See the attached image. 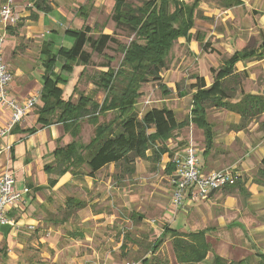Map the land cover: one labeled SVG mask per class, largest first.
I'll use <instances>...</instances> for the list:
<instances>
[{"label":"crops","instance_id":"0c3cea01","mask_svg":"<svg viewBox=\"0 0 264 264\" xmlns=\"http://www.w3.org/2000/svg\"><path fill=\"white\" fill-rule=\"evenodd\" d=\"M49 1L57 2L56 0ZM181 1L188 2L189 0ZM239 1L241 3L239 6H241L243 3L241 0ZM98 4H101V0H95L94 6ZM82 6L85 5L80 7ZM53 10H60L59 15L63 21L66 20L62 9L58 7ZM261 11L263 14L260 22L264 24L263 7ZM13 12L19 21L17 25L6 29L5 42H7V47L3 54H5L4 59L9 67L6 63L5 65L10 72L12 71L16 83L14 86L10 84L9 98L21 102L28 98L33 91L41 88L43 62L46 59L45 49L43 51V48L48 45L51 48L49 50L55 53L65 43V30L69 28H65L61 32L58 28L60 24L53 23L54 20L51 18L50 13H38L33 10L31 0H13ZM80 20L82 19L80 18ZM86 21L82 20V25L79 24L80 28L87 25L88 22L86 23ZM55 25L57 26L55 27ZM204 29L200 24L197 25L195 20L194 27L189 31V38H179L172 48L176 49L178 60H175L169 69L160 74V79L164 81V78H169L167 86L174 93L175 86L181 80L186 79L184 83H188L189 87L195 84V79L191 78L193 73L187 79L184 72L186 68L193 71V60H197V64L194 66L196 75L203 78L206 87H209L214 81L215 73L225 65V61L230 59L237 51L246 49L244 47L249 38L256 35V33H248V36H232L226 42L221 41L220 44L212 45L211 47L214 49H224L228 57L221 63V67L216 72H213V69L209 70L210 77L207 73L208 69H215L217 66L216 63H212L208 67H204L207 66L206 64H201V61H204L208 56L203 51L202 46L208 43L211 35L209 29L206 28V31ZM219 37L221 36H216V38ZM232 44L235 47H232ZM260 48L264 49V42H262ZM248 50H253L256 54L260 53L259 49ZM209 51L211 50L209 49ZM263 56L262 54L260 59L237 62L234 65L232 74L224 81V87L228 94L234 92L231 90L234 89L233 87L226 86L228 80L235 79L232 78L233 76L238 78V83H240L241 77H245L246 84L243 88L238 87L237 97L234 98L229 94L232 97L231 102L235 103L239 100L241 91L251 95H264V89L256 81L260 68L264 71ZM38 61L40 66H38ZM210 61L213 62V60ZM57 62L63 64L62 59L58 58ZM36 68L41 71L37 73ZM25 70H35V72L23 73L22 71ZM82 70L83 67L74 66L67 77L66 84L59 86L63 92H65V87L67 94L72 90V95H76L73 92ZM55 71L58 72V69ZM30 84H32L31 88L28 87ZM147 85L148 83L142 86L141 92ZM92 87L96 89L93 84ZM190 89L192 94L191 109L192 97L197 88L190 87ZM103 98L104 96L98 102H101ZM139 104L140 102L137 106ZM150 108L138 110V117H142ZM209 108H212L213 115L209 117L206 110V121L213 133V140L207 153L204 152L202 131L191 123L179 130L180 133H175V135H179L176 140H182L183 138L189 140L187 145L190 142L193 144L203 173L233 168L241 186L235 188L230 194L225 189L213 192L208 199L195 204L185 202L184 207L179 210L181 223L174 224L175 226L171 228L180 233L206 231L205 238L211 247V252L207 254L202 264L211 263L214 255L213 242L219 245V251L215 252L216 255L223 257L228 262H234L246 256V250L238 248L239 245H242V241H237L239 239L236 238V234L242 236L243 231H247L248 237L246 238L249 239L248 241L257 239L258 243L264 239V225L251 212V208L254 206L264 204V183L257 184L254 182L260 169V160L264 157V140L260 141L262 130H259L258 124L255 123L250 127L236 131L231 127L239 124L240 115L226 110L220 111L214 107ZM168 109H171L177 118L180 111H175L172 108ZM190 109L183 120H178L179 122L189 120ZM7 114L8 112L5 113V115ZM31 115L32 117H30ZM29 118L30 122L26 123ZM36 120L37 115L32 114L31 111L17 124L20 131L35 128L36 131L32 134L16 132L0 137V176L9 173L14 179L16 190L29 189V193L23 195L22 201L8 212V217L13 219L15 223L12 227L4 226L0 228V244L7 247L8 257H15L17 249L19 252L26 247L29 238L25 237H29L35 232L37 238L32 240L31 244L43 246L44 253L41 255V261L47 262V264H110L111 262L117 264L114 257L118 254L122 241L110 246L112 241L104 236V232L105 227L113 225L115 219L119 218L121 223L130 224L132 217L135 216L133 209H131L134 200L132 187L122 185L128 182V179L115 181L112 178L114 172V165L112 164L105 167L108 168L110 173L107 178L99 177V174L105 169L102 168L93 178L85 175L73 176L66 173L61 177L54 178L55 185L49 186V179H53V177L45 173L44 165L52 162L51 154L58 146L70 143L72 138L64 132L62 125L54 124L41 128L37 125ZM4 125L5 118H0V128ZM186 130H190L192 135H196L197 143L191 140ZM83 134L82 128L79 137ZM173 143L175 144V141L169 145L167 142V148H172ZM169 160L168 154H164L161 158L164 165ZM137 166L138 162L135 164L136 169ZM108 196L110 200L105 202ZM67 198L83 201L85 207L64 219L62 209ZM104 202L107 204L106 207L109 206L110 214L107 213L108 210L107 212L103 210ZM164 216L168 217V214L164 213ZM118 229L123 232L121 225ZM118 229H115L117 233ZM231 230L232 233L229 232ZM90 231H93V233ZM117 233L115 232V234ZM128 246L130 247L127 250L129 248L132 251L136 250L134 244H128Z\"/></svg>","mask_w":264,"mask_h":264},{"label":"trees","instance_id":"16d2710c","mask_svg":"<svg viewBox=\"0 0 264 264\" xmlns=\"http://www.w3.org/2000/svg\"><path fill=\"white\" fill-rule=\"evenodd\" d=\"M3 1L5 0H0ZM203 1L205 0H144L140 6H133L127 0H114L111 14L114 26L126 28L133 35L127 45H122L115 39V35L104 34L102 30L94 37V29L83 25L78 30H65V36L73 39L69 48L61 45L55 53L49 50L51 48L48 45L43 48L46 59L43 62L36 123L41 128L62 125L64 132L72 138L70 143L58 146L52 152V162L44 165L46 174L61 177L69 173L93 178L102 168L113 164L112 178L115 181L129 180L135 175L136 161L144 159L145 152L152 151V160H146L154 163L160 162L167 153L172 158L174 153H169L166 145L162 144L190 123L202 131L204 152L207 153L213 140V133L206 121V110L209 107L240 115L239 124L231 127L236 131L242 130L249 119L264 114V95H251L241 91L239 100L233 103L224 87V81L232 74L237 62L260 59L263 54L243 49L225 61V65L215 73L214 81L209 87H206L203 78L191 76L195 79V84L190 87L197 90L192 97L189 120L179 122L175 113L165 107L150 108L138 118L135 105L141 97L140 89L144 84L160 80V74L166 69V60L175 42L179 38H189V31L194 27L197 10ZM217 2L223 8L241 4L239 0ZM31 6L38 13L49 14L53 10L48 0H31ZM88 9L82 6L77 10L79 18L84 22L88 18ZM109 44H114L122 54L118 68L106 67V71L97 72L90 77L96 90L103 92V100L98 102L79 93L76 88L73 93L78 95L77 99L64 100L59 86L66 84L74 66L83 67L79 75L82 78L91 62L92 53L104 54ZM205 46L206 44L202 48ZM85 47H89L91 51H86ZM58 58L63 60V64L57 62ZM109 115L111 117L107 120ZM82 123L93 127V134L87 142H82L79 137ZM35 131V128L20 131L16 125L11 133L29 135ZM158 141L161 142L160 146L155 145ZM55 182V179H49V186H54ZM254 182L264 183V157L260 160V169ZM240 186L238 178L233 186L223 190L226 189L230 194ZM84 207L85 202L67 198L62 209L64 219ZM205 234L204 230L180 233L163 225L161 234L150 244L149 252L155 256L160 246L169 238L174 264H202L211 252ZM251 256L249 252L243 259L228 262L214 254L210 264H264V251L257 250ZM144 263L149 264V261L144 260Z\"/></svg>","mask_w":264,"mask_h":264},{"label":"rangeland","instance_id":"374dc122","mask_svg":"<svg viewBox=\"0 0 264 264\" xmlns=\"http://www.w3.org/2000/svg\"><path fill=\"white\" fill-rule=\"evenodd\" d=\"M56 1L57 2L49 1V3L53 7L52 9L58 7L62 9V11L66 16V20L63 21L62 17L59 15V13L61 12L60 10L51 11L50 16L54 20L53 21L54 24H60L58 25V28L61 32H63L65 28H70V29L80 28V26L82 25V20H80L77 14V10L81 5H85L86 7L89 8L88 19L86 23L88 22L87 25H89L94 29V37L98 35L99 30H103V33L105 34L115 35V39L122 45H127L133 38V35L126 28H116L114 26V22L111 20L114 0H101V4L100 5L98 4L96 6H94L95 0L93 1L56 0ZM127 1L133 6H140L144 0H127ZM191 1L189 0L188 2ZM241 1L243 3L241 6L238 5V7L234 6L231 8H223L219 6L217 0H205L199 5L200 8H198L197 10L198 14L195 18L196 24L197 25L200 24L202 27H204L205 31L206 28L209 29V32L211 34L209 36L208 43L207 44L205 43L206 46L203 48V51L206 52V55L208 56H206L207 58H205L204 61H201L202 62L201 64L203 65L206 64L207 66L204 67H208V65L212 63H216L217 66L215 69L214 68L208 69L207 73L209 74L210 77H211V73H209V70L213 69V72H216L221 67V63H223L228 57L227 53L224 52V49L222 48L214 49L211 46L215 44H220L221 41L226 42L229 39V37L232 36L237 37L239 35L248 36V33L249 34L256 33L255 36H251L249 38V41L246 43L244 48L259 49L260 52H262L264 55V49L260 48L262 42H264V24L260 22L261 16L263 14L261 10L262 7L264 8V0H241ZM201 7H203V9H201ZM56 26L57 25H55V27ZM216 36H221V37L216 38ZM64 42L65 43H63V46L69 48L73 43V39L66 36ZM6 47H7V42L4 41L2 47V60L4 64L6 63V60L4 59L5 54L3 53H5ZM232 47H235L234 44H232ZM15 49L17 50V48ZM117 49L118 48L114 44H109L108 47L104 50L103 52L104 54L97 55L95 53H92L91 62L86 67L85 74L82 76V78H79L78 82L76 83V89L79 93L87 94L88 96L94 98L96 101H100V99L104 96V94L103 92L98 91L92 87V84L90 82L91 80L90 77L97 72L106 71L107 70L106 67H110L114 69L118 68L122 59V54ZM209 49L211 51H209ZM85 50L88 52L91 51L89 47H85ZM176 57H178V54L176 53V49H171L166 60L167 66L165 70L169 69L171 67V64L175 60L176 61L178 60V58ZM210 60H213V62H211ZM37 63L38 66H40L39 61ZM196 64H197V60L195 61L193 60V71L188 70L189 68H186L187 70L184 69L185 75H187V79L192 73L193 75H196V71L194 67L196 66ZM165 70H163L161 73L163 74ZM40 71H41L40 69L36 70L37 73ZM22 72L30 73V72H35V70L32 71L25 70ZM162 80L163 79H160L159 81L149 82L148 85L145 86V89L142 92L140 89L142 98L140 97V99H138L135 105L136 112L138 110L140 111L145 108L148 109L150 107L152 108L168 107V108H172L175 111L176 110L180 111V113L178 112L177 120H183L185 115H187V113L189 112L190 104H191V95H192L188 83H184L186 79L178 82V84L175 86V93L172 91V89H170L167 86V84H169V78H164V81ZM14 81L15 79H13V74H12V79L8 86V92H9L10 84L11 86L16 85ZM256 81L259 83L260 87L264 89V71L261 68L259 70V73H257ZM239 82L240 83H238V78H235L234 80L230 79L226 82L227 87L229 86L234 88L231 89L234 92L232 94L229 93L234 98L237 97L238 95L237 92L238 87L243 88V86L246 84L245 77L243 78L241 77ZM28 87L31 88L32 84L28 85ZM39 90L40 89H37L36 91ZM64 91L65 92H63L62 95L64 100L72 99L74 101L77 99L78 95L77 94L72 95V90L69 92V94H67V89L64 87ZM69 95L72 96L70 97ZM164 99L166 100L163 101ZM139 102L140 104L139 106H137ZM39 105H40V101H38L37 106L32 110V114H36ZM219 110L221 111L224 109H219ZM207 114L209 117L213 115L212 108L207 109ZM30 117H32V115ZM110 117L111 116L109 115L107 117V120ZM27 122H30V118L26 121V123ZM255 123L258 124V129L262 130V137L260 138V141H263L264 114L256 118L249 119L244 128L250 127ZM81 126L83 128L84 134L80 137V140L82 142H87L93 134V127H91L86 123H82ZM194 129L196 130V128ZM186 131H187V135H190L191 140L197 143L198 140L196 135L194 134L192 135L190 130H186ZM177 137H179V135H175L172 139L167 141L168 145L173 141H175V144L173 143L174 145H171L172 148L168 147L169 153L170 152H173L174 154L179 153L182 150H184V148L187 146L188 143L187 141L189 140L183 138L182 140H176ZM167 142H164L162 145H166L167 147ZM189 144L193 146L191 142ZM155 145L160 146L161 142L158 141ZM147 158L152 160L151 150L145 152L144 159H139L136 161L138 162V166L133 178L129 179L128 182L122 184L123 186L129 185L132 187L134 200L131 209H133L135 216L132 217L130 224L121 223V220L117 218L114 220L113 225L111 226L108 225L107 227H105L104 236L112 241L110 242L111 244L110 246H114L116 242L122 241V246L118 249V254H116V256L114 257L117 264L119 263L121 264L126 261L135 262V263L138 262L140 264H148V263H144V260L145 261L148 260L149 264H153V262H156L157 264H174V258H173V253L169 238H167L164 241V244L160 246L155 256H152L150 254L149 248H150V244L153 243V241L161 234V229L163 225L174 227L175 226L174 224L178 225L181 223L180 222L181 217L179 214L180 211L177 212V215L175 217L171 216V210H172L171 202H170L171 190L170 187L168 186L169 183H167V179L169 181V177L174 173L175 165L172 163V158H170L169 162H167L166 165L162 164L161 160L158 163H154L151 162L150 160L149 161L146 160ZM169 165H171V168H169ZM198 168L201 171L200 163L198 164ZM201 173L208 174V173H203L202 171ZM109 174L110 173L108 168H105L99 174V177L107 178ZM52 177L53 179L56 178L55 176ZM108 200H110L109 196L105 202H107ZM105 202L103 203L102 206L103 210H105L106 212L108 210L107 213L110 214L111 211H109V206L106 207L105 205L107 204ZM251 210H252L251 212H253L252 214L255 215L257 219L259 218V221H261L264 225V204H260L259 206L256 205L253 208H251ZM164 213L168 214V217L167 216L165 217ZM139 216L142 218L138 219L137 217ZM119 225L122 226L123 232H121V230L118 229ZM115 229H118V233L117 231H115ZM90 232L93 233V231ZM115 232L117 234H115ZM229 232L232 233V230ZM235 236L237 239H239L237 241H242L241 242L242 245H239L238 248L240 247L245 249L246 254L250 252L251 255L253 256V254L257 250L264 251V239L260 243H258L257 239L248 241L249 239L246 238L248 237L247 231H243L242 236L239 234H236ZM230 237L232 238L231 235ZM25 238H29V240H27L26 247L19 252L17 249L15 257L12 258L8 257L7 255L8 253L7 247L5 245L0 244V264H47V262L41 261L42 260L41 255L44 253L43 246L40 244H31V241L37 238L36 233L34 232L31 234V236ZM126 244L127 246H125ZM128 244H132V245L134 244L136 250L132 251L130 250L131 248L127 250V248L130 247L128 246ZM212 250L214 251V254L216 251H219V245L216 242H213ZM254 259L255 262H257V258L255 257ZM110 264H112V262Z\"/></svg>","mask_w":264,"mask_h":264},{"label":"built area","instance_id":"2783aa9c","mask_svg":"<svg viewBox=\"0 0 264 264\" xmlns=\"http://www.w3.org/2000/svg\"><path fill=\"white\" fill-rule=\"evenodd\" d=\"M17 21L18 18L13 12V0L1 2L0 118H5V125L0 128V137L11 133V130L37 106L40 96L39 91H34L21 102L9 98L8 86L12 74L2 60V47L6 38V29L15 26ZM6 112H8L7 115H5ZM172 163L175 165V170L168 181L171 190L172 217H175L177 212L184 207L185 202L195 204L204 201L211 193L233 186L238 179L233 168L202 174L198 168L199 160L196 157L195 147L191 144H188L182 152L174 154ZM28 193V188L21 191L14 188V179L9 173L0 176V228L14 225L15 221L8 217V212L22 201L23 195ZM121 264L139 263L126 261Z\"/></svg>","mask_w":264,"mask_h":264}]
</instances>
